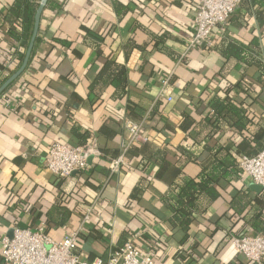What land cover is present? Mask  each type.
<instances>
[{"label": "crops", "instance_id": "crops-1", "mask_svg": "<svg viewBox=\"0 0 264 264\" xmlns=\"http://www.w3.org/2000/svg\"><path fill=\"white\" fill-rule=\"evenodd\" d=\"M15 1L0 0V77L7 79L23 62L11 34L21 24L7 18ZM50 1L25 71L0 95V238L15 226L43 228L55 240L78 231L77 252L86 258L108 259L133 241L156 264H254L231 242L264 232V188L243 170L215 183L217 198L187 233L171 224L163 197L211 165L208 147H225L239 163L264 147V7L241 0L210 46L188 50L200 0ZM223 44L245 51L227 55ZM168 76L170 101L160 95ZM216 97L246 110L242 131L225 126L211 135ZM127 118L146 120L148 141L130 148L114 172ZM93 139L102 155L84 170L59 178L47 168L54 142ZM0 264H9L1 243Z\"/></svg>", "mask_w": 264, "mask_h": 264}, {"label": "built area", "instance_id": "built-area-1", "mask_svg": "<svg viewBox=\"0 0 264 264\" xmlns=\"http://www.w3.org/2000/svg\"><path fill=\"white\" fill-rule=\"evenodd\" d=\"M241 0H200L194 15V30L186 39L188 50L202 45L210 46L214 30L225 26L240 5ZM162 97L168 95L170 77L162 78ZM145 119L127 118L124 128L127 131L122 141L121 154L111 159L112 171L116 172L127 164V153L134 145L146 143L144 134ZM102 151L93 139L85 146L54 142L45 157L47 168L57 177L65 178L74 172L84 170L91 157L101 156ZM240 164L243 172L264 188V148L255 156L244 155ZM91 209L87 210L84 221L89 220ZM78 231H73L61 240H55L43 228L14 227L13 235L2 236V256L9 264H156L153 254L139 249L133 241H127L114 250L108 259L86 258L77 252ZM231 242L238 254L254 264L264 262V232L256 235L234 236Z\"/></svg>", "mask_w": 264, "mask_h": 264}, {"label": "trees", "instance_id": "trees-1", "mask_svg": "<svg viewBox=\"0 0 264 264\" xmlns=\"http://www.w3.org/2000/svg\"><path fill=\"white\" fill-rule=\"evenodd\" d=\"M251 2L257 4V8L261 7L262 9L264 7V0H251ZM51 5L52 1L48 0L46 6L49 7ZM38 6V0H16L15 4L10 7L7 13V18L11 17L13 20L18 21L21 24L20 31L11 30V34L16 37L20 47L23 48V50L17 52V59L20 64L24 59L25 51L33 33L35 14ZM257 14L259 16L262 15V13L260 14V11H257ZM38 43L39 36L36 38L33 52ZM235 45L236 47L234 44H223L222 52L228 55L239 54L245 51L244 45ZM121 73L123 75L120 76L117 86H122L124 88L127 84V79L123 71ZM6 79L7 76L0 77V85ZM212 106L213 123H211V125L213 130L211 135H214L219 129H224L223 127L225 126L235 127L240 131L244 129L245 126L243 121L246 110L242 106L235 104L229 99L220 97L214 99ZM98 147L100 148L99 145ZM263 148L264 147L260 146L257 152L250 155L248 154L247 156H255ZM208 151L210 152L209 157H211L210 159L213 161L211 165H205L197 179L185 176L182 183L175 186L168 195L163 197L165 205L172 212V216L170 217L171 224L174 227H179L185 233L189 231L196 213L207 209L208 205L217 198L218 192L215 188V183H218L221 178H231V176H237L242 172V167L238 165L240 164L239 161H237L238 159L230 151L226 150L225 147L218 146L215 149L208 147ZM183 153H185V156L189 160L198 161V156L192 151L183 149ZM261 264H264V262Z\"/></svg>", "mask_w": 264, "mask_h": 264}, {"label": "water", "instance_id": "water-1", "mask_svg": "<svg viewBox=\"0 0 264 264\" xmlns=\"http://www.w3.org/2000/svg\"><path fill=\"white\" fill-rule=\"evenodd\" d=\"M48 0H41V2L39 3V6L37 8L36 14H35V22H34V28H33V33L30 39V42L28 44V47L26 49L25 55H24V59L22 62V65L20 66V68L14 72L1 86H0V95L17 79L19 78V76L25 71L30 57L32 55L33 49H34V45H35V41L36 38L38 36L39 33V29H40V20H41V16L43 13V10L45 9L46 5H47ZM93 159V157H91L89 159V163L91 162V160Z\"/></svg>", "mask_w": 264, "mask_h": 264}]
</instances>
